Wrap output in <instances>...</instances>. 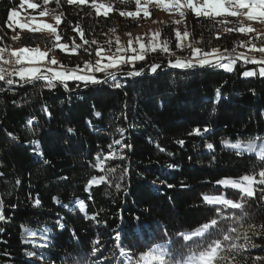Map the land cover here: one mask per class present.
<instances>
[{"label": "trees", "instance_id": "16d2710c", "mask_svg": "<svg viewBox=\"0 0 264 264\" xmlns=\"http://www.w3.org/2000/svg\"><path fill=\"white\" fill-rule=\"evenodd\" d=\"M22 1L0 0V49L44 45L48 57L55 53L66 69H83L84 62L96 56V46L71 51L73 44H84L90 32H107L121 21L140 23L120 15L136 12L135 0H96L111 6L107 16L97 14L92 0H54L47 9L63 13L57 31L60 42L68 45L65 51L53 48L52 34L22 31L13 39L19 30L8 27L9 16L21 9ZM30 1L38 5L37 14L45 8L44 0ZM190 13L188 27L196 48L219 49L225 57H253L246 47L247 42L257 46L258 31H225L241 26L238 16ZM161 38L172 55L148 53L144 60L111 71L115 81L108 71L95 74L106 83L76 80L65 83L68 90L54 82L49 87L45 79L26 82L18 75L8 78L14 81L11 85L0 80V212L5 217L0 220V264H129L128 256L135 264L140 253L156 244H166L179 256L188 252L187 246L194 247L181 234L211 219L218 221L213 239L239 236L235 243L249 245L240 259L252 264L264 257L260 189L254 187L256 195L247 198L216 183L264 169L255 154L225 146L264 142V76L259 75L264 64L240 56L232 71L215 62L171 67L169 61L190 52L177 48L173 25L163 28ZM260 38L258 44H264V35ZM153 64L160 65L155 73L150 70ZM47 69L43 66L40 73ZM140 69L142 75L126 74ZM246 71L255 75L246 77ZM194 129L201 134L190 135ZM100 161L102 168L96 167ZM100 176L105 181L89 185ZM204 195L224 196L243 207L211 205ZM249 225L254 228L249 230ZM245 233L248 241L242 238ZM94 248L99 251L93 253Z\"/></svg>", "mask_w": 264, "mask_h": 264}, {"label": "snow or ice", "instance_id": "6c2138e0", "mask_svg": "<svg viewBox=\"0 0 264 264\" xmlns=\"http://www.w3.org/2000/svg\"><path fill=\"white\" fill-rule=\"evenodd\" d=\"M68 4H83L86 3L87 0H66ZM122 3H128L129 0H121ZM152 0H145V4L143 7V15L145 18H147L150 13L147 10L148 3H151ZM49 3V0H44V4L47 5ZM56 3H60V0H56ZM135 3L137 5V11L136 12H120L121 16H127V17H133L135 18L137 15H139L141 11V0H135ZM228 6L225 7V4L223 0H205L203 5L198 4L195 2V0H169V3L165 4L162 2V0H156V6L158 8H162L164 10H170L175 9L177 13H179L181 19L174 21V23L181 24L184 22V18L186 16L185 9L192 11L197 17L204 16L207 18H212L215 16H221V15H228V16H238V15H246L249 20H258L260 19L261 22H264V0H227ZM92 6L96 9L97 14H100L101 10H103V14L105 16L108 15L109 11H111V6L105 5L104 3H96V0H92ZM29 8L36 9L38 5L36 3H29ZM248 9L247 12H242L241 10ZM49 14V9L44 8L42 11H40L39 15L41 17ZM17 16L16 11H12L9 20H12ZM62 16L63 13L56 14L54 16V19L56 21V25H59L62 22ZM16 23L21 28H28L30 31H40L41 27L43 29H47L53 36L54 40L53 48L59 47L60 49H63L65 51L68 50V45L63 43H58L62 37L57 31V27L53 26L50 23H43L42 26H39L35 29L31 28L30 24L24 23L21 24L19 20L16 21ZM221 23H225L224 21H221ZM78 29V26H77ZM74 29V30H77ZM115 31V29H113ZM225 31H239L242 33L245 32H252L254 29L251 27H244L241 25L239 28L236 29H225ZM79 35L81 39L84 37V33L82 30L79 31ZM130 35V34H129ZM160 33H154L153 34V40L157 37H159ZM190 36V33L188 31H184L181 33L179 30L176 31V38L178 41H183L187 39ZM19 35L13 36V39H19ZM219 38V37H217ZM139 39V38H138ZM96 44V41H88L84 40V44ZM132 41H128V47L123 48L119 46V38L116 39L117 44V51L113 54V56L108 57L107 63H102V59H97L95 63H92L90 61L84 62V68L87 71H83L82 74H78L79 70L76 69H64L63 66H61L62 70H55L51 67L48 68V72L50 73L49 76H44L40 74V68L36 66L31 67H21L16 74L26 82L34 81V80H40L45 79L47 80L49 87H54L53 81H59L61 83L66 82L69 79L72 80H79L83 81L86 85L87 84H99V83H106L107 80L100 81L96 78L95 75L91 74L93 72H105L107 69H113L117 68L121 64H132L136 60H144L145 55L144 53L146 51H156L159 49L162 52L168 53L170 51L168 47V42L164 41L163 44L158 43H152L150 46H146L143 43L139 44V49L137 50L135 47L132 46ZM109 44H111V41H109ZM177 48H182V43H177ZM240 46H246L243 43H241ZM83 45H75L73 44V47L71 48L72 52H75L77 48H81ZM188 48L190 49V58L187 60H182L180 58H177L175 62L169 61V65L171 67H182V68H192V67H204L206 65H212L214 62L217 64V66H220L224 68L226 71H232V66L236 63V59H239L240 56H243L246 62H252L256 63L255 57H247L244 56V54H240V56H237L236 58L232 57H225L222 53H220L219 49H212L211 52H204L200 48H196L193 44H189ZM250 51H258L262 54H264V47L256 48L255 44L251 45ZM6 49H0V59H3V52H5ZM51 51V49H50ZM87 51V49H85ZM132 52L135 53L134 55H127L122 56L119 55L120 52ZM235 51V50H233ZM48 53L41 52L39 48H21L11 51V57L14 58V63L17 65L24 64L25 61H27L29 64H32L33 62L37 60L43 59L45 56H47ZM96 55H101V50L98 49L96 51ZM227 59V63H220V61ZM11 61L5 60L4 63H10ZM51 65L58 64V61L55 60V58L51 59L49 61ZM259 63L264 64V56H262ZM159 64H153L151 66V72L155 73L157 68H159ZM4 69H0V80H5ZM128 76H139L143 74V69L140 70H132L126 73ZM244 76H253L255 73L251 71L243 72ZM260 76H264V67H262L259 71ZM107 76L111 77L113 81L116 80V76L113 72L108 71ZM6 82L11 85L14 83L12 79H7ZM113 87L120 88L122 85L120 83H114ZM96 115H99V113H96ZM31 123V122H29ZM69 132L72 131V129L68 130ZM123 131V130H121ZM204 131H208L207 128L204 129ZM200 135V129H194L193 133ZM9 136L12 134L9 133ZM32 144H37L38 141H31ZM116 143H119V141H116ZM180 143H183V141H180ZM226 147H230L233 149H241L244 148L247 152L253 153L262 163H264V143L259 144V146L256 143L248 142L247 144H241L239 141L236 143L229 144L228 142H225ZM207 147L209 149H213L212 144H208ZM163 151V149H161ZM115 154H111L110 157H114ZM47 163V161H45ZM103 161H100L99 164L96 165L98 168H102ZM258 177V178H257ZM105 176H100L99 178L93 177L89 185L92 184H99L103 181H105ZM219 185H223L225 187H231L233 189L239 190V193L243 195V197L251 198L256 195V189L253 187L254 184H259L261 186H264V169L259 171L257 175H244L240 177L239 179H230V178H223L216 182ZM260 195L261 197H264V187L260 188ZM203 200L211 205H221L224 208H232V209H240L243 207V205L239 202H235L232 199H228L224 196H208L204 195ZM39 203V201H37ZM0 206H2V201H0ZM80 210L84 211V206L81 204ZM218 211V210H217ZM5 219L2 212H0V220ZM218 224L217 219H211L209 222L204 223L203 225L197 227L193 231L187 234H181L183 240L185 241H193L194 247L187 246L188 252L187 253H180L179 256H177L176 253L172 252V250L167 247L166 244H156L154 247H150L147 251L140 253L138 257L135 260V264H247V260L240 259L239 257L242 256V250L249 247L248 244H237L235 243L236 239H240L241 237L237 236L233 238L231 235H223L222 238L213 239L214 232L213 229L216 228ZM254 228L253 225H249V230H252ZM262 229H264V225L261 226ZM2 231V229H0ZM231 232H236L235 228H232L230 230ZM34 235V233H33ZM245 241H248L250 237L247 235V233L244 234L242 237ZM227 241L228 244L225 246L224 242ZM95 243L99 244V241H96ZM254 247V245H252ZM99 251L98 249H93V253ZM121 254L127 255L125 253L124 249L121 248ZM29 255H32V253H29ZM132 256H128L129 264H132ZM261 261H264V257H256L252 264H260Z\"/></svg>", "mask_w": 264, "mask_h": 264}, {"label": "rangeland", "instance_id": "374dc122", "mask_svg": "<svg viewBox=\"0 0 264 264\" xmlns=\"http://www.w3.org/2000/svg\"><path fill=\"white\" fill-rule=\"evenodd\" d=\"M52 1H54V0H49V3L47 5L44 4V7L47 8V6ZM162 2L167 4V3H169V0H162ZM195 2H197L200 5H203L205 0H195ZM223 2L225 4V7H227L228 6L227 0H223ZM29 3H33V2L30 0H23L22 5H21V9L20 10H13V11L17 12V16L9 21L8 27L12 30H17V29L19 30V32L15 31V34H14L15 36L16 35L20 36V32H22V31L31 32V33L33 32V33L51 34L47 29H43L42 27H41L40 31H30L28 28H21L16 23L17 20H19V22L21 24H24V23L30 24L31 28H33V29H35L39 26H42L43 23H50L53 26L57 27V29H58L59 25H56V21L54 20V16L57 13L49 11V14L41 17L39 14L36 13L37 8L32 9V8L28 7ZM144 4H145V0H141V6H140L141 11H140L139 15H137L135 18L129 17L130 20H132V21H135V20H137L136 22L140 21V23H138L136 26L130 25L128 21L127 22L121 21V22L117 23L112 29H110L107 32H99V31L90 32L89 37H88V41H96L97 43L96 44L89 43L92 45L82 44L83 48L91 51V48L93 46H96L97 50L98 49L101 50V55L100 56L96 55L94 58L91 59L90 62L95 63V61L97 59L103 58L102 63H107L108 62L107 58L113 56V54L116 53V51H117V47H118L116 44L117 37L119 38V46H121L123 48L128 47V41L129 40H131L133 42L132 46L135 47L137 50L139 49L140 43H143L146 46H150L152 43H158V44L162 45L165 40L161 38V32H162L163 28L170 26V25H173L175 36H176L177 30H179L181 33H183L185 30L190 33V36L187 39H185L183 41L177 40V43L183 44V47L179 48L180 51L185 50L187 52H190L188 45L193 44L192 33L188 27V25H189L188 21H189V18L191 17L190 10L185 9L186 16L184 18V22L181 24H177V23H174V21L180 20L181 17L179 15V13H177L175 11V9L164 10L162 8H158L156 6V0H152V2L148 3V5H147V10L150 13V15L147 18H145L143 15ZM42 10H43V8H42ZM101 11H103V10H101ZM241 11L247 12L248 9H243ZM238 17H239V22L241 25H243L244 27H251L252 29H254V31H252V32H245V33L254 34V33H256V31L259 32L257 35L255 34L256 38H257L256 41L254 40L255 43H257L256 48L264 47V44H260V43L258 44V41H261L260 35H262V34L264 35V24H262L261 20L260 19L249 20L247 18V16L243 15V14L238 15ZM261 19H264V18H261ZM113 29H115V31H113ZM157 32H159L160 35L154 41L153 40V34L157 33ZM109 41H111V44H109ZM250 41H251V39H250ZM58 43H61V42L59 41ZM247 43H249V44L246 47V50H247L246 54L250 53L251 56H253L255 58H259V57L262 58V56H264V54H262L258 51H250L249 49L251 48V45L253 43L252 42H247ZM168 47H170V46L168 45ZM21 48H31V47H25V46L24 47L23 46L22 47H12V50L21 49ZM38 48L41 52H45V53L49 52L47 47H45L44 45H41ZM157 50L160 51L159 49H157ZM152 52H155V51H146L144 53L145 57L148 53H152ZM160 53L169 54V55L173 54L170 51L168 53L160 51ZM134 54L135 53H132L130 51H128V52L122 51L119 53V55H122V56L134 55ZM185 56L188 57V59H189L190 53L186 54ZM180 57H181L180 59H182V60H187V59L182 58V57H184V55H180ZM53 58H55V60L58 61L57 55L55 53H53L50 58L47 55L43 59L37 60V61L33 62L32 64H29L27 61H26V63L29 64V67L36 66V67H39L40 69H42L43 66H46L47 68L51 67L55 70H62V68H61L62 65H59V64L51 65L50 63H47ZM137 61H141V60H136L135 62H137ZM134 63H132L130 65H133ZM124 65H128V64H121L117 68L107 69L106 71H113V70H116L118 68H121ZM233 66H232V68H233ZM262 67H264V65L259 66V71ZM64 69H66V68H64ZM80 70H82V71H78V74H82L83 71H87L85 68L80 69ZM106 71L105 72H93L91 74L95 75L97 73H106ZM43 72H46V74L50 75V73L48 72V69H47V71H43ZM54 81H56V80H54ZM71 81H76V80L69 79L64 83H68ZM56 82H59V81H56ZM262 140L264 141V139H262ZM253 141H255L258 146H259V144L264 143V142L257 143V141L254 139H253ZM253 141H250V142H253ZM255 142H253V143H255ZM253 187H257L260 189L263 186H261L259 184H257V185L254 184Z\"/></svg>", "mask_w": 264, "mask_h": 264}, {"label": "built area", "instance_id": "2783aa9c", "mask_svg": "<svg viewBox=\"0 0 264 264\" xmlns=\"http://www.w3.org/2000/svg\"><path fill=\"white\" fill-rule=\"evenodd\" d=\"M21 67H27V64L24 63L22 65H17L14 63V59L13 62L10 63V65H0V69L5 70L3 73L5 75V78L13 77Z\"/></svg>", "mask_w": 264, "mask_h": 264}, {"label": "bare ground", "instance_id": "6f19581e", "mask_svg": "<svg viewBox=\"0 0 264 264\" xmlns=\"http://www.w3.org/2000/svg\"><path fill=\"white\" fill-rule=\"evenodd\" d=\"M2 55H3V59H0V65H10V63L13 62L14 58L11 57V51L10 50L6 49V51L3 52ZM5 60H9L11 62L10 63H4Z\"/></svg>", "mask_w": 264, "mask_h": 264}, {"label": "water", "instance_id": "95a60500", "mask_svg": "<svg viewBox=\"0 0 264 264\" xmlns=\"http://www.w3.org/2000/svg\"><path fill=\"white\" fill-rule=\"evenodd\" d=\"M54 83H59V82H56V81H53ZM63 87H64V89H66V90H68V87H67V85H64V84H61Z\"/></svg>", "mask_w": 264, "mask_h": 264}, {"label": "crops", "instance_id": "0c3cea01", "mask_svg": "<svg viewBox=\"0 0 264 264\" xmlns=\"http://www.w3.org/2000/svg\"><path fill=\"white\" fill-rule=\"evenodd\" d=\"M47 63H49V62H47Z\"/></svg>", "mask_w": 264, "mask_h": 264}]
</instances>
